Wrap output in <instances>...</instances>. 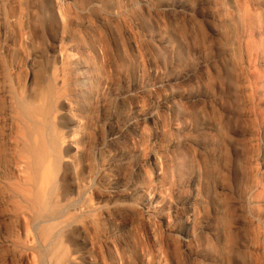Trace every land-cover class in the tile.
<instances>
[{"label": "bare ground", "instance_id": "bare-ground-1", "mask_svg": "<svg viewBox=\"0 0 264 264\" xmlns=\"http://www.w3.org/2000/svg\"><path fill=\"white\" fill-rule=\"evenodd\" d=\"M49 5L44 28L31 23L24 82L14 85L0 59V264H175L177 237L191 264H239L240 253L241 264H264V0ZM23 13L7 20L30 21ZM207 32L224 44L250 124L238 253L228 189L210 179L227 174L231 154L217 95L192 89L210 80V61L198 46L195 69L176 58ZM43 36L46 54L33 47Z\"/></svg>", "mask_w": 264, "mask_h": 264}, {"label": "rangeland", "instance_id": "rangeland-1", "mask_svg": "<svg viewBox=\"0 0 264 264\" xmlns=\"http://www.w3.org/2000/svg\"><path fill=\"white\" fill-rule=\"evenodd\" d=\"M196 1L201 2L205 0H196ZM12 5H14V10H12V7H13ZM49 9H50L49 0H0V56H1L0 59L3 57L1 60L4 61L3 62L5 64L4 67H6L5 71H7V75L9 76V78L12 76L11 81H13L14 85L18 83V79H20L19 81L21 83H23L24 82L23 80H25L26 61H27V58L31 55L30 40H31V33L33 32L31 31V23L33 25L34 24L37 25V27L39 28H44L42 26H44L47 22L46 15L49 14ZM206 10H207V6L203 8L202 15L204 14V11L206 12ZM22 11L24 12L23 14H25L26 16L31 15L30 21H25V20L20 21V23H18L20 25L16 26L14 24H11L7 20L8 16H11V14L20 15ZM184 29L185 28H182V31ZM55 30H53V32H55ZM176 32H178V30H176ZM185 33H187L186 30H185ZM209 33L207 37L205 36L206 39L202 38L200 35L198 36V38L200 39L196 38L198 39V41L196 39H195L196 41L194 39H190L191 41L193 40L194 47H193L192 42H190L188 45L191 44L190 46L192 47L189 46L188 48L189 49L192 48V50L191 49L183 50L177 54L178 56L176 55V58L178 61L177 64L179 65L180 69H183V70H186V69L191 70L197 67L198 57H195V56L192 57V52L195 49L200 51L201 53L203 52L202 53L204 56V57L202 56L203 59H207L210 61V66H211L210 67V70H211L210 80L209 81L207 80L204 85L202 84L201 86H197L192 89H195V91H198L200 89L201 90H209V89L213 90L214 89V93L217 95L216 99H217V108H218L219 114L217 115L216 119H218V121L221 122V126L223 127L222 133L224 136V141H225V144H227V146L226 145L225 146L227 147V149L229 148L228 150L231 151V152L229 151L231 154L230 156H227V163H228L226 165L227 174H224L225 176L220 175V176H217L218 178H210V179L211 181H214L215 184L224 182L225 186L228 189V192L226 196L224 197L225 198L224 200H225V204L227 203L226 207L228 206L227 215L228 217L230 216L229 219L231 220V222H233V225H235V226L233 225L230 226V228L232 227V230L229 228V230H231L235 234L233 235L234 237L232 239V242H233L232 247L234 246V244L235 246L232 248L233 251L232 250L231 251L233 253L235 252L238 253L239 247L241 246L242 241L245 240L246 238L243 232H239L238 230L239 227H241L238 224L240 223L241 219L239 220L238 218L244 217L245 215L243 214V212L238 211L235 208V201L238 200L239 196H241L240 195L242 193L241 190H243L242 187H244V184L246 183V180H247L246 175L245 177L243 176L245 174L244 169H243L245 166L243 165V162L245 159L244 156L246 152H248V148H246L247 146H245L247 144H245L246 141H245L244 136L250 130V124L247 120H245L243 116L244 115V113L242 112L243 106L241 104L240 97H238L239 95L236 94L237 92L235 91L236 89L235 88L236 81L234 84L235 76L234 74L232 75V72H231L232 70H230L231 64L228 62V65L229 64L230 65L229 66L227 65L226 61H228V59L225 60L226 52H225V48H223L224 44L222 45L223 42L221 40L219 41V38L218 39L216 38L214 40V38H212L211 34ZM185 35L186 34H184V36ZM47 39L48 38H46V36H43L42 39H39V41L35 42V45H33V47L36 50H38L40 53H43V54L48 53V43H47L48 40ZM26 41H29L30 43ZM143 46H144V54H145V59H146L145 64H147L145 65L146 66L145 69L147 71L146 73H147L149 80L153 82L155 78V64L152 63L150 60L149 50L147 49L148 46H146L145 43ZM20 65L22 68L20 67ZM222 65H226V67L225 66L223 67ZM225 68H228V69H225ZM226 70H228V73H226L227 72ZM13 77L16 78L17 80L14 79ZM147 96L148 97L146 98L147 100L146 101V104H147L146 111L149 112L152 108H154L155 101L153 97H152L153 99L149 97L151 96L150 94ZM239 102L241 105L239 104ZM163 116H166V115H163ZM164 118L165 120H167V116L163 117V119ZM149 140H148L150 143L149 150L150 149L152 150L153 149L152 147L154 145H151V144H154L157 140V133L153 127L149 128ZM219 177H221L220 180H219ZM210 179L208 180L209 182H210ZM209 185L210 187H208V189L210 190L211 194H213V188H214L213 182H210L208 186ZM210 188H212V190ZM193 193H194L193 185L188 184L185 187L184 197L186 199H191L193 196ZM182 210H183L182 211L183 214H188L186 207H184ZM179 228H181L182 231H187V227L184 224V222H181L179 224ZM173 245H175L174 248H176V250L178 251V254L176 255L177 257L175 258L176 260L175 264H191L190 257H188V254L184 251L181 238L179 237L175 238V240H173ZM239 255L241 257L242 262H244L243 254L240 253ZM240 257H239V261L241 262ZM240 262L239 264L242 263Z\"/></svg>", "mask_w": 264, "mask_h": 264}]
</instances>
